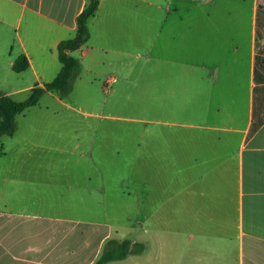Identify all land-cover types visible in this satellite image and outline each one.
<instances>
[{
	"label": "crops",
	"instance_id": "crops-1",
	"mask_svg": "<svg viewBox=\"0 0 264 264\" xmlns=\"http://www.w3.org/2000/svg\"><path fill=\"white\" fill-rule=\"evenodd\" d=\"M86 3L0 0V67L19 76L0 69V95L22 102L55 78ZM87 31L77 79L121 71L124 94L142 60L141 239L88 220L87 199L113 184L92 163L6 159L0 264H95L109 240L141 250L106 264H264V0H98Z\"/></svg>",
	"mask_w": 264,
	"mask_h": 264
},
{
	"label": "rangeland",
	"instance_id": "rangeland-1",
	"mask_svg": "<svg viewBox=\"0 0 264 264\" xmlns=\"http://www.w3.org/2000/svg\"><path fill=\"white\" fill-rule=\"evenodd\" d=\"M141 63V58L134 62L124 94H114L117 82L104 85L111 77L121 78L122 83L124 73L96 67V73L74 79L71 93L63 100L45 94L38 106L16 116L11 135L0 136V153L6 155L0 161H81L94 166L85 169L88 176H98L99 171L103 178L111 177L113 184L105 185L111 191L87 199V218L113 225L116 237L124 240L132 235L141 239V233H132L133 226L142 223L143 211ZM0 69L8 81L19 77L10 67ZM23 96L15 99L24 100ZM128 185L134 189L128 192ZM68 201L77 202L65 198V206Z\"/></svg>",
	"mask_w": 264,
	"mask_h": 264
},
{
	"label": "trees",
	"instance_id": "trees-1",
	"mask_svg": "<svg viewBox=\"0 0 264 264\" xmlns=\"http://www.w3.org/2000/svg\"><path fill=\"white\" fill-rule=\"evenodd\" d=\"M86 2L85 9L76 21L75 36L58 44L57 53L61 68L55 78L50 83L44 84L43 87H34L30 91L28 98L22 102H15L7 96L0 95V136L11 135L14 131L16 116L30 108L38 106L45 94L52 93L60 99H64L71 93L72 83L79 74L80 66L70 53L78 50L87 42V23L94 16L98 8V0H86ZM26 68L27 62L24 56L18 57L12 67L16 73L22 72ZM132 248L141 250V245H131L129 241L118 242L116 240H109L104 247L101 257L95 264H106L122 260L132 251Z\"/></svg>",
	"mask_w": 264,
	"mask_h": 264
},
{
	"label": "built area",
	"instance_id": "built-area-1",
	"mask_svg": "<svg viewBox=\"0 0 264 264\" xmlns=\"http://www.w3.org/2000/svg\"><path fill=\"white\" fill-rule=\"evenodd\" d=\"M114 83H115V80L110 78L109 80L105 81L104 85L108 87L109 85L114 84Z\"/></svg>",
	"mask_w": 264,
	"mask_h": 264
}]
</instances>
